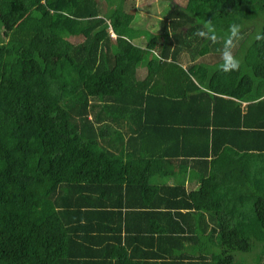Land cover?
<instances>
[{
    "label": "trees",
    "instance_id": "16d2710c",
    "mask_svg": "<svg viewBox=\"0 0 264 264\" xmlns=\"http://www.w3.org/2000/svg\"><path fill=\"white\" fill-rule=\"evenodd\" d=\"M125 3L0 0V264H264V0ZM192 159L207 206L156 174Z\"/></svg>",
    "mask_w": 264,
    "mask_h": 264
},
{
    "label": "crops",
    "instance_id": "0c3cea01",
    "mask_svg": "<svg viewBox=\"0 0 264 264\" xmlns=\"http://www.w3.org/2000/svg\"><path fill=\"white\" fill-rule=\"evenodd\" d=\"M244 104H246V102H244ZM140 146V145H139ZM226 151V150H225ZM152 151L149 146L145 145V146H140V151H138L136 153V155L139 157L141 155H145L146 157H151L152 155ZM232 155V152L230 153ZM222 160V164L226 165L225 163H228L229 161V154L228 152H225L223 154V158ZM156 162L152 161L150 159V165L154 166V168H157L154 164ZM165 161H162L159 163L158 165V169L161 168L164 165ZM201 163L200 162H194L193 159L190 162H186L184 164H180L178 161H175L173 163V166H167L166 168H161L158 173H156L157 175H168L166 177V179L168 180V183L170 184H177L179 182H183V187L185 188L186 192H195L197 190H199L200 188H202L203 186V182L202 181V177L203 176H209L206 180V187L205 189L202 191V193L200 194L201 196H199V200H201V205H209V202L212 198H214L213 196L216 194V190L213 189V186L215 183V180H213L215 177H217L216 172L213 171V169L211 168V166H209L208 169V174L204 175V171L206 170H200L201 167ZM183 167L187 168V172L184 173L183 172ZM199 174V175H198ZM202 174V175H200ZM222 177L221 179L217 180L219 187L217 189V192H223L224 189L228 186V173H226L224 175V173H221ZM215 176V177H214ZM156 182H159V179L156 180ZM223 198V194L220 195ZM152 198L150 194H148L146 196V198ZM135 200L138 201V203L140 205L136 206L134 205L135 202H132V205L130 208L127 209H132V210H149L150 207L146 206L147 201L143 197L139 198H133ZM189 211L187 216H183V218L181 219H174L172 220V222H170V224L168 223V226H178V225H183V226H193V227H197V226H201L204 232V236L208 233H211L210 231L212 230L211 228H213V226H219L217 219H215L214 216V212L212 209H200V208H190V209H182V212H187ZM179 220V221H177ZM147 222H149L150 224L154 225V223L156 222L154 219H149ZM144 226H151L149 224H145ZM154 226H158L157 224H155ZM208 228V229H207ZM189 245V244H188Z\"/></svg>",
    "mask_w": 264,
    "mask_h": 264
},
{
    "label": "rangeland",
    "instance_id": "374dc122",
    "mask_svg": "<svg viewBox=\"0 0 264 264\" xmlns=\"http://www.w3.org/2000/svg\"><path fill=\"white\" fill-rule=\"evenodd\" d=\"M187 0H126L125 10L134 14L132 22L135 28L140 30L158 31L160 19L172 8L176 6H184ZM259 26L264 24V12L257 17ZM261 23V24H260ZM140 74H145V70L141 69Z\"/></svg>",
    "mask_w": 264,
    "mask_h": 264
},
{
    "label": "clouds",
    "instance_id": "9594fccd",
    "mask_svg": "<svg viewBox=\"0 0 264 264\" xmlns=\"http://www.w3.org/2000/svg\"><path fill=\"white\" fill-rule=\"evenodd\" d=\"M110 29H111V28H110ZM111 31H112V33H113V34H115V33L113 32V30H112V29H111Z\"/></svg>",
    "mask_w": 264,
    "mask_h": 264
}]
</instances>
